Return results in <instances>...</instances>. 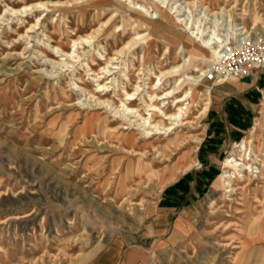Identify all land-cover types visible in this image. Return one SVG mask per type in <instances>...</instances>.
Segmentation results:
<instances>
[{
  "label": "rangeland",
  "instance_id": "rangeland-1",
  "mask_svg": "<svg viewBox=\"0 0 264 264\" xmlns=\"http://www.w3.org/2000/svg\"><path fill=\"white\" fill-rule=\"evenodd\" d=\"M35 1L0 0V264H91L123 237L137 240L138 244L123 246L121 251L127 250L128 257L118 264H264V88L251 125L218 157L216 176L234 150L233 145L249 137L251 156L261 179L256 178L259 173L250 174V185L239 183L243 189L231 194L232 202L222 188L212 185L203 199L197 226L167 235L155 229L163 192L160 186L137 184L133 186L134 195L121 196L119 175L127 162L126 152L119 150L107 133L95 129L88 132L84 115L96 112L104 117L114 108H87L88 104L95 105L94 100L80 90L97 89L89 70L99 71L110 56L116 59L108 64L110 73L100 81L107 83L113 78V85L107 84L111 86L108 91L95 95L106 94L105 98L112 99L115 81H119V89L123 84L129 93L137 86L149 91L147 87L157 83L160 73L184 60L188 74H193V66L208 64L218 69L219 59L214 64L211 53L199 43L209 37L207 48L227 45L239 51L240 45H234L240 38L238 27L245 28L253 48L261 52L264 0H122L125 7L120 0H92L101 1L100 7L70 6L66 11L54 8L37 12L31 20L26 17L29 13L16 17L9 12L11 7ZM135 3L171 9L174 16L180 15L199 33L197 40L195 33L189 36L190 31H183L150 8L153 17H158L151 20L152 26L163 30V39L151 32L148 45L141 40L132 42L135 33H149L135 26L143 18L129 11L128 7L131 9ZM98 10L107 14L96 19ZM82 12L86 15L84 21ZM208 12L216 15L207 16ZM111 15H118L113 28L105 30L98 40L79 45L73 58L61 53L51 55L52 46L72 52L69 38L92 34ZM38 19L39 25L27 31ZM238 23L241 25L236 26ZM128 41L132 43L126 45ZM261 74L264 72L248 77L257 79ZM175 78H161L163 85L157 92L174 86ZM214 81L208 83L210 93L219 85ZM114 101L119 105L116 98ZM171 101L167 100L168 107L174 111ZM204 103L198 101L190 111L188 119L193 127L179 126L174 131L201 138L199 148L207 130L208 111L201 113ZM255 119L256 132L250 134ZM173 134L169 138L173 139ZM199 148L194 159L202 169H197V164L191 169L194 172L204 168L198 159ZM235 154H240L238 149ZM140 202L141 206L135 205ZM95 248L98 252L89 259Z\"/></svg>",
  "mask_w": 264,
  "mask_h": 264
},
{
  "label": "bare ground",
  "instance_id": "bare-ground-1",
  "mask_svg": "<svg viewBox=\"0 0 264 264\" xmlns=\"http://www.w3.org/2000/svg\"><path fill=\"white\" fill-rule=\"evenodd\" d=\"M91 1L92 0H37L31 4H25L22 7L19 6L20 8L11 7L9 8V12L16 15V17L29 13L32 17H30V15H27L26 17H29L31 20L37 12H50L48 10L54 8H63L66 11V8L70 6L73 8L78 6L100 7L101 1L96 3ZM134 1L135 0L132 2ZM119 2L122 6H126L125 3H122V0ZM183 4H185L186 7L189 6V3L186 1L183 2ZM150 8L155 9L163 19L178 24L183 31H190L189 36H192L195 33V38L197 40L199 33L196 31L194 32V28L190 27L191 24L188 23V21L184 22L185 19H181L179 17L180 15L174 16V14L171 13V9H167V7L157 4H150L149 7L144 5L137 6V3H135V6L131 9L128 7L129 11L143 17L142 19H139L138 22H135V26L137 29L145 28L149 33L144 35L135 33V37L131 40L132 42L141 40L148 45L152 40V37H150L151 32H157L161 40L163 39V30L160 29L158 31L157 27L152 26L151 20L158 17H153ZM204 11L207 12V8H204ZM176 12L179 11H175V13ZM106 14L105 10H102L101 12L98 10L96 13V19ZM206 15L211 17L216 15V13L208 12ZM85 16V13L82 12L81 17L83 21ZM117 16L118 15H111L106 21L102 22L96 30L91 32L92 34L90 35L79 36L74 39L69 38L68 48H72V52L65 51L64 48L61 47L57 49L56 46H52L53 53H51V55L53 56L54 53H61L62 56L73 58V53L79 45L96 41L105 30H109L111 27L113 28ZM38 25L39 19L36 23H31L28 26L27 31L33 30ZM239 25H241V23H238L236 26ZM116 28L119 29L120 26H116ZM17 29L20 30L21 27H17ZM124 29L123 26L122 30L124 31ZM243 29L244 27L236 28V31H241L237 34L238 36L245 35L247 38L248 36H246V34L248 35V32ZM87 39L89 40L87 41ZM207 39H209V37H206V40ZM206 40H201L202 43L199 44L211 53L212 58L215 60L214 64H216L217 58L220 57L224 48H220L219 45L207 48L206 45L208 41ZM131 41H128L126 45H130L132 43ZM125 46L116 51L114 55L119 54ZM115 59L114 56L105 59V65L103 68H100L99 71L92 69L89 70L90 75L94 77V81L97 83V89L95 91H88L83 87L80 89L83 93L89 96L90 100H94L95 105L88 104L87 108L94 106L100 109V107H107L109 105L114 108L104 117H100L96 112L84 115L88 132L91 133L95 129L98 133H107L106 135L117 142L119 145L118 149L122 152H126L127 162L121 166V174L119 175V191L121 196L134 195L135 193L133 191H135L136 188L134 189L133 186L137 184L144 185V187H147V185L148 187L153 185L156 187L160 186V191H163L167 185L175 183L181 175L186 174L198 164L197 160L194 159V155L198 150V145L201 143L202 139L195 135H178L177 133H174V131L179 126L193 127V122L188 118L192 107L198 106V101L205 102L201 113L206 114L208 111L211 101L210 86L208 83L212 80L214 74L213 65L206 64V67L193 66L191 70L193 74H188L189 70L185 67L186 61L184 60L183 64L174 66L170 70L160 73V75L157 76V78H159L157 83L151 84L147 87L149 91H145V88L143 89L141 86H137L133 89V93H129L123 87V84L121 85V89H119L120 84L116 79L117 81L115 82L117 85L113 87V97L119 102V105H116L114 98H105L107 96L106 94L103 96L104 99L103 97L95 95L97 93H103L109 89L111 86L107 84L111 83L113 85V78L107 83H101L100 80L110 73V70H108V64ZM51 62L55 63L53 60ZM75 76L77 77V75ZM166 76H170V78H173L174 76L176 77L174 80V86L162 90L159 94L157 90L161 89L163 85V83H160L162 80L161 78ZM224 76L225 75H218L214 79V83L226 82ZM127 81H129V79H127ZM177 94L181 95L177 96ZM168 99H172L171 102L175 109L174 111H171L168 107ZM81 106L84 107V104H81ZM111 113H113L112 116L109 115ZM111 117L114 118V120H112ZM255 120L256 122L254 126L249 131L250 134L256 132L258 120ZM112 125H115L116 127H113ZM171 134L174 135L173 139L169 138ZM163 137L166 138L165 141ZM251 142L252 139L244 137L239 143L233 145L234 150L224 159L222 163V171L213 183L214 187L222 188L225 193L228 194L227 200L231 202L233 200L231 194L243 189L242 186H239V183L246 182V186L250 185V174L253 175L254 173H259L256 178L261 179V172L258 170V167H255V159L251 156ZM115 148L117 149V147ZM235 149H238L240 154L236 155ZM255 157L258 159V155H255ZM116 162V160L113 161L115 165H117ZM116 170H118V168H116ZM135 205L141 206L142 204L140 202ZM14 219H19V217H15ZM98 250L99 249H96V251L90 253L88 256L89 259L92 258ZM226 258L231 257L226 256Z\"/></svg>",
  "mask_w": 264,
  "mask_h": 264
},
{
  "label": "crops",
  "instance_id": "crops-1",
  "mask_svg": "<svg viewBox=\"0 0 264 264\" xmlns=\"http://www.w3.org/2000/svg\"><path fill=\"white\" fill-rule=\"evenodd\" d=\"M263 88L264 74H261L257 79L228 80L213 89L206 115V138L198 154L204 168L202 171L190 170L163 190L155 218L157 232L177 234L197 226L203 199L218 174V157L231 142H238L251 125ZM137 244V240L123 237L91 264H118L128 257L127 250L121 251L122 247L131 248Z\"/></svg>",
  "mask_w": 264,
  "mask_h": 264
},
{
  "label": "built area",
  "instance_id": "built-area-1",
  "mask_svg": "<svg viewBox=\"0 0 264 264\" xmlns=\"http://www.w3.org/2000/svg\"><path fill=\"white\" fill-rule=\"evenodd\" d=\"M237 37L240 38H238V41L234 45L239 44L242 49L238 51L236 48H233L234 46L224 45V50L218 58V69H214L212 79H215L218 75H225L226 81L230 79L240 80L250 75L264 72V50L261 52L255 50L250 37L246 38L244 35ZM196 168L202 169V165L198 163Z\"/></svg>",
  "mask_w": 264,
  "mask_h": 264
}]
</instances>
